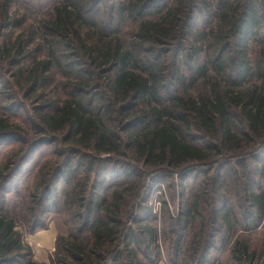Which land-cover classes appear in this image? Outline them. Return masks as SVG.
<instances>
[{"label": "trees", "instance_id": "trees-1", "mask_svg": "<svg viewBox=\"0 0 264 264\" xmlns=\"http://www.w3.org/2000/svg\"><path fill=\"white\" fill-rule=\"evenodd\" d=\"M30 2L0 0V264L57 220L48 264H264L234 236L264 229V0Z\"/></svg>", "mask_w": 264, "mask_h": 264}, {"label": "rangeland", "instance_id": "rangeland-1", "mask_svg": "<svg viewBox=\"0 0 264 264\" xmlns=\"http://www.w3.org/2000/svg\"><path fill=\"white\" fill-rule=\"evenodd\" d=\"M26 2L28 0H23V2ZM35 3L33 4L34 6H38V8L36 10L39 11V13H37V11H33V13L39 17L40 16V10H42V6L45 7V5L50 4V0H31L30 3ZM45 10V9H44ZM43 10V11H44ZM45 12V11H44ZM43 12V13H44ZM33 13H31L29 15L30 18L33 17ZM130 28H133V26H130V24H128V26H125L122 29V33L121 36L122 38L125 40V42L127 40H129L130 36L128 35V31ZM5 74V73H4ZM6 76V74H5ZM56 81L59 82L61 81V77L59 75L56 76ZM15 91V90H14ZM17 98L18 100H20L22 102V97H20V95L17 93ZM14 103H12L11 105H15L16 101H13ZM1 105V104H0ZM1 109V108H0ZM2 110V109H1ZM27 111H30L29 107L26 105V109L25 111H20L19 114L22 115V117H25V114L27 113ZM20 115V116H21ZM1 117V116H0ZM11 144H4L0 150V155H2V157L7 154L9 152V150L11 149ZM1 157V158H2ZM176 178V177H174ZM158 186V187H157ZM157 186H154L153 188L155 190H153L152 195L149 197L148 202H147V206L151 209V213L152 215H154L155 217H157L156 219V224H157V229L158 232L161 233L162 231V227H163V220L161 219V205L162 202L165 201L167 203V207L168 209L174 214L176 215L177 211H178V202H179V196H178V192L180 190L179 188V184L177 182V180H173L172 182H170V184H159ZM55 219V218H54ZM52 227H54V229L59 228L58 230V235H62V231H61V227H60V223L57 220V222H54V224L50 225ZM57 227V228H56ZM19 230L23 232V229L21 227H19ZM43 231V230H42ZM239 231H237V233L234 235L235 237L237 236V239H246V243L248 244V246L250 247V249L255 252L257 255L260 253L261 248L264 249V229L255 232L247 237H245L244 235H239ZM27 234L23 233V243L25 245H31L30 241H27L26 239L28 238ZM51 253L49 254V261L51 259V256L53 255L54 251H55V247L53 246L52 249L50 250ZM219 264H232L230 257L226 254V255H222L220 258V263ZM254 264H257V262H255Z\"/></svg>", "mask_w": 264, "mask_h": 264}, {"label": "crops", "instance_id": "crops-1", "mask_svg": "<svg viewBox=\"0 0 264 264\" xmlns=\"http://www.w3.org/2000/svg\"><path fill=\"white\" fill-rule=\"evenodd\" d=\"M57 231L50 226L47 230L39 231L35 234L27 236V241H30L29 247L33 252V258L40 263H49V254L54 246ZM158 264H168L166 261H160Z\"/></svg>", "mask_w": 264, "mask_h": 264}]
</instances>
